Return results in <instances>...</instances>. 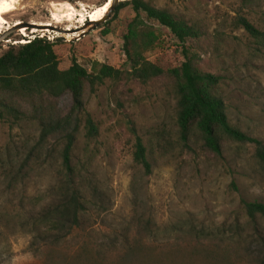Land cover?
Segmentation results:
<instances>
[{
  "label": "rangeland",
  "instance_id": "rangeland-1",
  "mask_svg": "<svg viewBox=\"0 0 264 264\" xmlns=\"http://www.w3.org/2000/svg\"><path fill=\"white\" fill-rule=\"evenodd\" d=\"M104 1L20 0L12 12L1 14L5 21H0V34L17 21L50 23L74 31L61 33L51 27L41 31L34 26L21 32L20 28L0 42V55L12 45L39 35L53 42L61 39L56 49L61 66L75 56L84 66L97 61L119 67L122 34L130 11L123 9L117 18L111 13L105 21L84 27ZM155 4L200 25V65L224 77L221 90L229 119L264 141V48L255 52L244 30L235 23L238 16H245L264 30V0H155ZM105 23L107 34L102 32ZM82 31L85 33L79 37ZM161 32L169 39L164 29ZM161 55L173 65L181 59L175 50L147 53L150 60ZM170 85L165 77L145 84L132 79L107 80L95 93L85 96L98 136L87 146L81 132L74 151L79 157H91L86 183L102 196L103 207L89 209L81 218V229L51 250L34 241L26 220L45 202L55 200L53 185L59 165L49 159L35 165L24 182H14L3 174L0 163V264H93L80 254L76 237L85 235L93 243L101 240L104 246L99 250V264H213L201 258L194 263V257L183 249L200 229L218 235L222 248L236 255L238 262L233 264H257L262 250L256 241L245 237L252 232L245 230L247 219L241 200L264 202V165L253 157L248 143L223 140L221 151L215 153L192 129L183 144L178 139ZM55 103L67 114L72 104L70 94H62ZM16 104L29 105L21 100ZM38 132L35 122L13 129L0 122L1 156H5L6 146L13 155L21 151L22 144L31 147ZM135 135L146 147L149 173L133 162ZM137 219L150 223L149 234H144L136 261H119L122 235L127 234L132 241L138 233ZM236 224L242 225L243 237L236 240L239 243L230 239ZM259 225L264 236V224ZM114 238L118 240L115 246L109 243Z\"/></svg>",
  "mask_w": 264,
  "mask_h": 264
},
{
  "label": "trees",
  "instance_id": "trees-1",
  "mask_svg": "<svg viewBox=\"0 0 264 264\" xmlns=\"http://www.w3.org/2000/svg\"><path fill=\"white\" fill-rule=\"evenodd\" d=\"M123 9L130 11V19L122 34L123 60L117 68L97 61L84 66L75 56L69 57L67 65L61 66L56 52L61 39L53 42L36 36L18 46L12 45L0 55V122L10 129L35 122L39 129L31 147L28 143L22 144L23 147L18 149L21 151L13 155L6 146L4 157L0 151L3 174L11 181L24 182L35 165L40 166L49 159L59 165V174L53 185L55 200L45 202L26 220L34 241L50 250L81 229V218L89 209L103 207L102 196L86 183L85 174L88 173L91 157H79L74 150L81 132L87 146L97 140L98 127L86 109L85 96L95 93L97 87L107 80L132 79L145 84L165 77L171 83L178 139L183 144L188 141L192 129L199 133L203 145L215 153L221 151L223 140L248 143L253 157L264 165V141L249 135L228 117L221 90L224 77L204 70L200 65L198 42L203 35L200 25L156 6L155 0L119 1L112 18H117ZM235 23L244 30L253 44V50L260 52L264 48V30L245 16H238ZM106 25L103 34L109 32ZM160 28L169 34V39L164 38ZM170 50L172 53L177 51L181 56L175 65L165 55L152 60L147 57L148 52ZM64 93L70 94L72 100L67 114L57 109L55 103ZM16 100L29 105L24 108L16 104ZM132 158L146 173L151 171L146 147L137 135L134 136ZM241 206L247 219L245 230L252 232L245 237L260 245L262 251L257 264H264V236L259 225L264 224V202L242 199ZM135 225L142 236L137 233L131 241L127 234L122 235L119 261L130 263L139 257L144 234H149L151 228L149 222L142 224L139 219ZM241 226H234L235 234L231 235V240L236 242L243 237ZM76 238L80 254L93 264H99V250L104 247L101 240L93 243L87 235L82 239ZM193 239L182 246L194 257V263L200 258L213 264L238 262L234 253L222 248L221 240L214 231L200 229ZM116 241L117 238H114L109 243L115 246Z\"/></svg>",
  "mask_w": 264,
  "mask_h": 264
},
{
  "label": "bare ground",
  "instance_id": "bare-ground-1",
  "mask_svg": "<svg viewBox=\"0 0 264 264\" xmlns=\"http://www.w3.org/2000/svg\"><path fill=\"white\" fill-rule=\"evenodd\" d=\"M20 0H0V21L4 22L5 20L2 18L1 14H8L10 12H12L15 7L16 4L19 2ZM111 3V0H107L106 3H104L103 5L97 7L95 10H93V14L90 16V21H96L99 20L106 12L107 8L109 7ZM57 12H61L60 10H57ZM18 24V21L16 22ZM60 23V22H59ZM34 24V23H33ZM50 23H46V24H41V25H37L34 24V26H39L41 31H47V29H41L43 28H47L49 27ZM33 26V27H34ZM85 26V25H84ZM20 31H25L24 27H20ZM28 30V29H26ZM69 30L67 32H72L70 29H66ZM66 33V32H65ZM24 42V41H23Z\"/></svg>",
  "mask_w": 264,
  "mask_h": 264
},
{
  "label": "water",
  "instance_id": "water-1",
  "mask_svg": "<svg viewBox=\"0 0 264 264\" xmlns=\"http://www.w3.org/2000/svg\"><path fill=\"white\" fill-rule=\"evenodd\" d=\"M119 1H121V0H111V3L109 5V7L107 8L105 14L99 20L85 22V26L84 27H86L87 25H97L98 23H100L102 21H105L109 17V15L112 13V11L114 10L116 4ZM33 26H34V24L32 22H19L18 24H12L11 28L6 29L3 33L0 34V42L5 41L6 39H8V36L11 33L16 32V30L20 29V27H25L26 29H31ZM49 27H51V26H49ZM51 29H52V27H51ZM53 29H56V28L53 27ZM80 29L78 28L75 31H79ZM58 31L61 32V33H65V32H67L69 30H65V28H61V29H58ZM73 31L74 30H72V32ZM84 33H85V31H82L81 34H79V37L83 36Z\"/></svg>",
  "mask_w": 264,
  "mask_h": 264
},
{
  "label": "flooded vegetation",
  "instance_id": "flooded-vegetation-1",
  "mask_svg": "<svg viewBox=\"0 0 264 264\" xmlns=\"http://www.w3.org/2000/svg\"><path fill=\"white\" fill-rule=\"evenodd\" d=\"M49 26H51L52 29H53V27L56 28V29H61V28H59V27H57V26H55V25H52V24H49ZM28 30H29V29H28Z\"/></svg>",
  "mask_w": 264,
  "mask_h": 264
},
{
  "label": "built area",
  "instance_id": "built-area-1",
  "mask_svg": "<svg viewBox=\"0 0 264 264\" xmlns=\"http://www.w3.org/2000/svg\"><path fill=\"white\" fill-rule=\"evenodd\" d=\"M38 37H42V36H39V35H38ZM47 39L52 41V39H50L49 37H48ZM28 41H29V40H28Z\"/></svg>",
  "mask_w": 264,
  "mask_h": 264
}]
</instances>
